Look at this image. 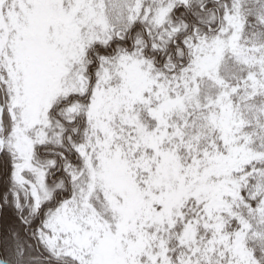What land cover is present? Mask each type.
I'll list each match as a JSON object with an SVG mask.
<instances>
[{
	"label": "snow or ice",
	"instance_id": "6c2138e0",
	"mask_svg": "<svg viewBox=\"0 0 264 264\" xmlns=\"http://www.w3.org/2000/svg\"><path fill=\"white\" fill-rule=\"evenodd\" d=\"M0 264H264V0H0Z\"/></svg>",
	"mask_w": 264,
	"mask_h": 264
}]
</instances>
